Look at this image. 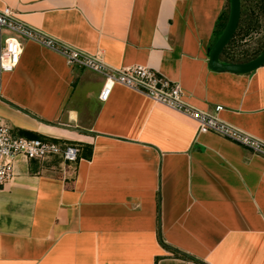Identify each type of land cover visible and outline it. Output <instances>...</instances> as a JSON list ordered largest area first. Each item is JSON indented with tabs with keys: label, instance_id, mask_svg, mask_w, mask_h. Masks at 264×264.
Returning <instances> with one entry per match:
<instances>
[{
	"label": "crops",
	"instance_id": "obj_1",
	"mask_svg": "<svg viewBox=\"0 0 264 264\" xmlns=\"http://www.w3.org/2000/svg\"><path fill=\"white\" fill-rule=\"evenodd\" d=\"M28 25L114 68L146 66L187 105L264 142V65L216 72L230 0H0ZM264 52V0H241L220 60ZM26 43L0 77V119L80 160L18 157L0 191V264H264V159L122 85Z\"/></svg>",
	"mask_w": 264,
	"mask_h": 264
},
{
	"label": "built area",
	"instance_id": "obj_2",
	"mask_svg": "<svg viewBox=\"0 0 264 264\" xmlns=\"http://www.w3.org/2000/svg\"><path fill=\"white\" fill-rule=\"evenodd\" d=\"M30 42L59 54L70 67L102 76L104 85L99 95L102 102L109 100L114 86H125L190 117L198 123L199 133H213L264 159V142L222 121L219 118L222 107H216L215 113L194 109L185 103L181 85L150 67H111L98 56L58 41L21 21L10 7L0 9V77L18 67L25 44ZM55 155L61 156L66 164L76 165L80 160L81 147L72 143L20 137L0 119V191L14 179L18 157L44 160Z\"/></svg>",
	"mask_w": 264,
	"mask_h": 264
},
{
	"label": "water",
	"instance_id": "obj_3",
	"mask_svg": "<svg viewBox=\"0 0 264 264\" xmlns=\"http://www.w3.org/2000/svg\"><path fill=\"white\" fill-rule=\"evenodd\" d=\"M241 17V0H230V16L223 34L214 44L210 52L209 66L216 72L250 74L264 65V52L246 63H222L221 54L233 38Z\"/></svg>",
	"mask_w": 264,
	"mask_h": 264
},
{
	"label": "trees",
	"instance_id": "obj_4",
	"mask_svg": "<svg viewBox=\"0 0 264 264\" xmlns=\"http://www.w3.org/2000/svg\"><path fill=\"white\" fill-rule=\"evenodd\" d=\"M227 23H228V17L226 18V20L223 22V23H220L219 24V27L221 28V29H219V30H221V32L219 33V35H218V37H217V40L219 39V37L223 34V32H224V30H225V28H226V26H227ZM216 40V41H217ZM216 43V42H215Z\"/></svg>",
	"mask_w": 264,
	"mask_h": 264
}]
</instances>
